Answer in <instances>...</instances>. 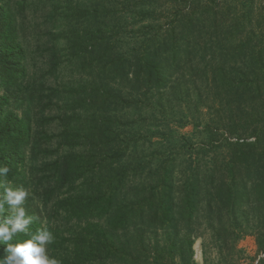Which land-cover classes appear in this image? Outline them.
<instances>
[{
    "label": "trees",
    "instance_id": "trees-1",
    "mask_svg": "<svg viewBox=\"0 0 264 264\" xmlns=\"http://www.w3.org/2000/svg\"><path fill=\"white\" fill-rule=\"evenodd\" d=\"M0 161L61 264L264 251V0H0Z\"/></svg>",
    "mask_w": 264,
    "mask_h": 264
},
{
    "label": "clouds",
    "instance_id": "clouds-1",
    "mask_svg": "<svg viewBox=\"0 0 264 264\" xmlns=\"http://www.w3.org/2000/svg\"><path fill=\"white\" fill-rule=\"evenodd\" d=\"M10 172L9 164L0 161V264H61L48 253L55 234L48 227L30 230L34 217L23 206L29 193L9 180Z\"/></svg>",
    "mask_w": 264,
    "mask_h": 264
},
{
    "label": "rangeland",
    "instance_id": "rangeland-1",
    "mask_svg": "<svg viewBox=\"0 0 264 264\" xmlns=\"http://www.w3.org/2000/svg\"><path fill=\"white\" fill-rule=\"evenodd\" d=\"M193 126L190 124L181 129V132L187 135L191 134ZM203 241L204 238H198L195 242V259L199 264H205V259L203 255ZM209 242V249L207 252L208 262L215 261L219 259V254L213 244ZM237 248L240 252L234 256L231 264H261V258L264 257V251L258 247L255 236L247 235L239 240Z\"/></svg>",
    "mask_w": 264,
    "mask_h": 264
}]
</instances>
